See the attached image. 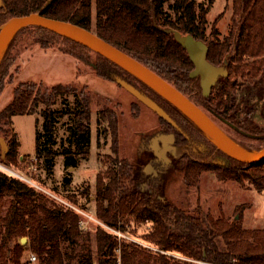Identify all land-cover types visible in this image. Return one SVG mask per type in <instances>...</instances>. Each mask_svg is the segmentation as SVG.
Masks as SVG:
<instances>
[{
    "label": "trees",
    "instance_id": "1",
    "mask_svg": "<svg viewBox=\"0 0 264 264\" xmlns=\"http://www.w3.org/2000/svg\"><path fill=\"white\" fill-rule=\"evenodd\" d=\"M1 1L0 22L31 12L70 21L131 54L183 93L185 87L178 84L182 80L187 84L186 89L189 84L191 91L199 88L198 80L188 76L192 62L185 49L155 24L191 33L208 44L210 62L219 65L226 60L229 77L222 79L212 93L214 103L222 110L233 107L237 83L231 77L252 79L264 67V0H230L231 18L223 37L214 23L209 33L206 32L207 13L214 0H54L46 8H43L46 0ZM41 29L48 38L60 35ZM62 37L72 46L88 48ZM37 41L43 47L49 46L47 38L39 36ZM68 49L63 50L74 53ZM73 83L17 84L12 101L0 111V130L8 146L6 163L15 164L20 157V142L12 127V116L33 114L36 118L33 159L37 167L45 177H51L55 159L60 155L65 171L61 183L64 186L71 183L69 168L77 167L81 160L88 158L91 141V95L85 87ZM116 125L114 109L105 106L97 109L98 137ZM112 150L116 153L115 148ZM217 151L226 163H191L189 185L197 183L201 171L219 168L220 179L247 180L257 190L264 189V160L245 164ZM103 165L104 170L97 173L95 180L96 217L120 231H125L131 220L147 224L141 235L142 242L99 226L94 233L96 258L88 241L82 242L80 250L73 255L68 254L61 247L62 241L77 242L81 236L90 238L82 230L79 213L0 170V264H21V244H14L11 256L7 252L14 237L25 236L38 264H66L68 257L77 259V264H264V229L243 228L236 217L231 222L222 217L213 218L198 206L192 213H186L156 201L152 204L143 193L124 185L129 174L125 161L118 160L115 154ZM87 193L88 188L82 191L86 196Z\"/></svg>",
    "mask_w": 264,
    "mask_h": 264
},
{
    "label": "rangeland",
    "instance_id": "2",
    "mask_svg": "<svg viewBox=\"0 0 264 264\" xmlns=\"http://www.w3.org/2000/svg\"><path fill=\"white\" fill-rule=\"evenodd\" d=\"M1 5L2 1H0ZM94 16L95 12L92 7V27ZM230 18V0H214L207 13L208 25L206 32L209 33L212 23H214L219 31V36L223 37L228 32ZM39 36L47 38L48 45L58 46L67 50H69L68 48L72 49L80 60L79 73L83 74L82 78L87 85L79 81L73 84L85 87L91 95L89 156L86 160H81L77 167L69 168L71 183L67 186L61 183V178L65 171L60 155L55 159L53 175L45 177V174L37 167V163L33 159L35 150V115H13L12 127L20 142L19 150L24 157L20 155L15 164H10L6 163V153L2 155L0 151V170L25 181L36 190L54 199L56 203L71 206L73 209L80 208L99 221L89 219L87 215L79 213V218L83 220L84 225L82 230L87 232L90 238L87 240L85 236H81L77 242L62 241L61 247L65 252L73 255L80 250L82 242L88 241L93 256L96 258L97 249L94 233L99 226L111 232L116 230L129 240L142 242L141 235L146 230L147 224L136 223L131 220L128 225L125 224L126 230L120 231L105 224L95 215L96 175L104 170V161L109 157L115 156V154L118 160L127 163L129 169L128 178L124 181V185L143 193L147 199L152 200V204L156 201L158 204L161 203L163 206L170 205L186 213H192L195 207L198 206L201 212L209 214L213 218L222 217L231 222L237 215L236 220L239 221L243 228L264 229V189L257 190L247 180L238 182L228 178L220 179L217 173L222 170L219 168L201 171L198 175L197 183L189 185L187 178L192 175L189 165L191 163L196 165L206 163L221 164L223 162L221 160H216V163H213L212 152L213 150L222 151L216 147L203 131L164 100L157 92L139 80L133 73L120 65H111L104 59L105 57L94 50L79 45L72 46L71 42L65 41L60 35L48 38L41 27L36 25L21 27L11 35L3 46L0 56V88L5 83L4 79L8 77V67L16 53L26 46L39 44L37 41ZM247 59L250 60L251 58L247 57ZM100 73L104 76H100ZM116 76L124 78L154 99L167 111L183 133L179 134L176 132L165 119L158 116L119 85L114 80ZM231 80H236L238 85L233 93V99L237 105L231 112V121L237 123V125L242 123V129L245 131L264 134V67L262 66L258 76L252 79L249 76L247 78L237 76V79L231 77ZM178 84L181 87H185V91L183 90L184 94L192 101L201 103V99L206 100L199 88L191 91L189 84L186 89L187 84L183 80L179 81ZM11 101L4 104L0 111ZM102 106L114 109L117 115V125L115 129H106L105 135L98 137L96 111ZM200 106L222 130L243 148L255 151L264 145V136L263 138L245 136L220 120L207 107ZM144 112H149L151 115L150 125H147L144 121L138 122L140 121V114H144ZM1 127L6 128L3 125ZM161 132L167 133L172 137V147L166 151V157L163 155L164 153L162 154L166 159L164 157L157 159L153 152L154 143L152 138H155ZM61 133L62 130L59 131V134ZM0 135L5 138L2 130H0ZM182 136H185V139ZM113 148L116 149V153H113ZM164 161L167 165L163 169L161 165L165 163ZM118 165H120V162H118ZM154 170L157 171L154 172ZM87 188L88 195L86 196L82 194V191ZM21 238L14 237L11 240L10 250L7 255L11 256L14 244L19 243L23 246L20 263L38 264L37 258L34 260L30 259L31 255L36 256V253L30 247L29 238L26 237L24 243H21ZM8 264H12V262H8ZM66 264H77V259L68 257Z\"/></svg>",
    "mask_w": 264,
    "mask_h": 264
},
{
    "label": "water",
    "instance_id": "3",
    "mask_svg": "<svg viewBox=\"0 0 264 264\" xmlns=\"http://www.w3.org/2000/svg\"><path fill=\"white\" fill-rule=\"evenodd\" d=\"M53 1L54 0H46L43 8L48 7ZM33 25L42 27L83 44L89 49L94 50L103 57L133 73L139 80L157 92L162 98H164V100L174 106L182 113V115L203 131L212 140L216 147L229 157L245 164H252L264 160V145L255 151H249L243 148L230 135L222 130L200 105H197L171 82L164 79L131 54L101 38L95 32L75 23L47 17L39 12L10 16L0 23V51L2 52L4 44L11 35L15 33V31L21 27ZM155 26L161 31L170 34L173 39L185 49L188 58L192 62V69L188 72V76L199 80L202 94L207 96L218 78L227 75L228 71L225 66L226 60L222 64L215 65L207 59L208 44L202 39L196 38L188 32L183 33L170 26L160 27L156 24ZM114 80L140 102L154 111L158 116L176 126V123L167 111L154 99L143 93L139 88L124 78L116 76L114 77ZM211 111L220 120L245 136L251 138H263L264 136V134L245 131L230 122L228 119L219 115L216 111ZM159 136L166 141H170L172 138L169 134H159ZM7 150V142L5 138L0 135L1 154L4 155ZM20 240L21 243H24L26 237H22Z\"/></svg>",
    "mask_w": 264,
    "mask_h": 264
},
{
    "label": "crops",
    "instance_id": "4",
    "mask_svg": "<svg viewBox=\"0 0 264 264\" xmlns=\"http://www.w3.org/2000/svg\"><path fill=\"white\" fill-rule=\"evenodd\" d=\"M79 66L80 60L76 54L58 46L43 47L40 44H32L20 49L8 67V77L4 79L5 83L0 91V108L12 100L14 89L20 82L33 81L55 85L79 81L87 85L82 78L83 74L79 73ZM150 118L149 112H144V114H140L138 122L144 121L150 125ZM153 143V152L159 159L166 157V151L172 147V141L162 139L159 134L153 138ZM19 154L22 155L20 150ZM165 157L164 159H166ZM156 171L154 170V172Z\"/></svg>",
    "mask_w": 264,
    "mask_h": 264
},
{
    "label": "flooded vegetation",
    "instance_id": "5",
    "mask_svg": "<svg viewBox=\"0 0 264 264\" xmlns=\"http://www.w3.org/2000/svg\"><path fill=\"white\" fill-rule=\"evenodd\" d=\"M226 68H227V63H226ZM227 71H228V69H227ZM227 77H229V73H227V75L226 76H224V77H220V78H218V80H217V82L215 83V85L210 89V91H209V94L207 95V96H204L203 94H202V96H204V98L206 99V100H202L201 99V103H199L198 101H194L197 105H203V106H205V107H207L210 111L211 110H213V111H216L219 115H221L222 117H224V118H226V119H228L230 122H232V123H234L233 121H231V112L236 108V102L234 101V99L232 100V104H233V107H232V109H230V110H228V111H226V110H222V109H219L218 107H217V105L214 103L215 102V100H214V98H213V90H214V88H215V86L220 82V81H222V79H225V78H227ZM194 79H197V78H194ZM198 80V79H197ZM198 82V85H199V80L197 81ZM238 86V85H237ZM199 89H200V92L202 93V90H201V88H200V85H199ZM236 91V90H235ZM211 96V97H210ZM209 98V99H208ZM198 102V103H197ZM170 104V103H169ZM205 104H207V105H205ZM212 112V111H211ZM169 123V122H168ZM170 124V126L176 131V132H178L179 134H181V133H183V132H181V129L180 128H178V125H176V126H174V125H172L171 123H169ZM235 125H237V123H234ZM240 125H237L238 127H240V128H242V123H239ZM160 134H167V133H163V132H161ZM156 135V134H155ZM183 137V136H182ZM154 138V137H153ZM152 138V139H153ZM183 139H185V136L183 137ZM174 140H175V138H174ZM153 141V140H152ZM175 142V141H174ZM213 156H212V161H213V163H216V160H221V161H223L221 164L222 165H224L225 163H226V159L224 158V156L223 155H221L218 151H214L213 150ZM155 154V153H154ZM156 155V154H155ZM156 158L158 159V156L156 155ZM220 161V162H221ZM162 164V163H161ZM166 162L165 163H163L162 165H161V168H163L164 169V167H166ZM161 170V169H160Z\"/></svg>",
    "mask_w": 264,
    "mask_h": 264
},
{
    "label": "built area",
    "instance_id": "6",
    "mask_svg": "<svg viewBox=\"0 0 264 264\" xmlns=\"http://www.w3.org/2000/svg\"><path fill=\"white\" fill-rule=\"evenodd\" d=\"M74 209H75L78 213H83L84 215H87V217H88L89 219H94L95 221L99 222L94 216L89 215L88 213L84 212V210H82V209H80V208H74ZM79 223H80L81 226H84V225H83V220H82V219H80ZM112 231H113L114 233H116L117 235H119V236H122V235H123L122 233L117 232L116 230H112ZM145 245H146V244H145ZM30 259L34 260V259H36V256L32 254L31 257H30Z\"/></svg>",
    "mask_w": 264,
    "mask_h": 264
},
{
    "label": "bare ground",
    "instance_id": "7",
    "mask_svg": "<svg viewBox=\"0 0 264 264\" xmlns=\"http://www.w3.org/2000/svg\"><path fill=\"white\" fill-rule=\"evenodd\" d=\"M0 56H1V51H0Z\"/></svg>",
    "mask_w": 264,
    "mask_h": 264
}]
</instances>
